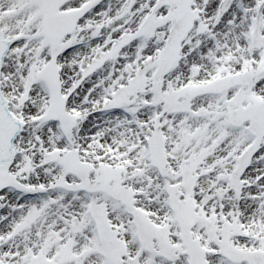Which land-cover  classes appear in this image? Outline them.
<instances>
[{
  "label": "snow or ice",
  "instance_id": "snow-or-ice-1",
  "mask_svg": "<svg viewBox=\"0 0 264 264\" xmlns=\"http://www.w3.org/2000/svg\"><path fill=\"white\" fill-rule=\"evenodd\" d=\"M0 264H264V0H0Z\"/></svg>",
  "mask_w": 264,
  "mask_h": 264
}]
</instances>
